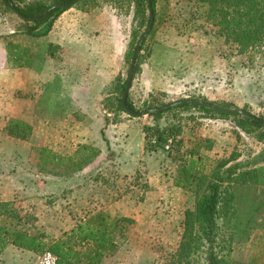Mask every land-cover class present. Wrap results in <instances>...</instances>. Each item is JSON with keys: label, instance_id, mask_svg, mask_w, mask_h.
Masks as SVG:
<instances>
[{"label": "rangeland", "instance_id": "rangeland-1", "mask_svg": "<svg viewBox=\"0 0 264 264\" xmlns=\"http://www.w3.org/2000/svg\"><path fill=\"white\" fill-rule=\"evenodd\" d=\"M22 1L49 5L53 0H11L14 7H22ZM191 5L171 1L158 9L155 31L148 33L141 46L139 70L132 81L130 102L135 111L190 100L188 97L193 96L204 97L217 106L222 104L244 110L264 121V72L254 66L258 57L251 61L244 56H234L222 39L205 34L207 24L194 18L196 10ZM71 8L80 12L96 10L106 15L112 27H108L105 35L123 42L125 52L120 77L127 78L130 61L126 59V52L132 17L113 14L109 5H72L66 11ZM19 18L11 7L0 6V37L9 32L22 34L23 19ZM32 23L29 22V26ZM108 89V97L117 96L114 83ZM126 115L121 112L109 119L116 121ZM210 120H205L195 109L186 108L166 114L157 123L161 127L179 124L187 146L205 139L221 143L225 148L228 146L238 155L237 162L243 164L254 162V157L264 149L263 129L244 127L242 130L234 122L220 118ZM205 150L203 153L211 156L216 149L211 153ZM178 156L172 153L167 172L146 174L138 168L125 178H119L118 160L109 145L101 159L95 157L91 164L97 162L89 168V164L81 165L79 157L69 160V157L46 154L39 158L36 166L35 158L29 156L25 158L28 164L24 165L30 166L26 170L29 175L22 173V207L16 200L13 208L21 217L31 215L35 218L27 224L22 220H7L5 224L31 234L43 232L58 238L79 220L96 212L130 218L133 223L128 226L126 238L118 240L117 252L105 258L102 264H163L176 252L184 213L194 206L191 192L172 187ZM257 167H264V164ZM162 178L167 180L164 185L159 181ZM238 194L248 202H264V186L240 190ZM242 211L245 216L246 211ZM243 219L245 222L247 218ZM254 221L252 225L261 227L251 230L247 236L233 232V219L219 220L216 242L225 264H264V206L254 214ZM240 234L242 239L238 240ZM0 264H40V261L35 254L9 246L0 257Z\"/></svg>", "mask_w": 264, "mask_h": 264}, {"label": "trees", "instance_id": "trees-1", "mask_svg": "<svg viewBox=\"0 0 264 264\" xmlns=\"http://www.w3.org/2000/svg\"><path fill=\"white\" fill-rule=\"evenodd\" d=\"M74 1L53 0L49 5H44L40 1L33 3L22 1V7L15 5L16 11L23 18L37 19L32 26H29V22L25 19H21L23 23L21 33L34 37L45 36L52 29L53 22L66 11L54 9L44 17L46 9L55 5H70ZM171 1L192 4L191 6L196 10L194 18L207 24L205 25L208 31L206 30L205 34L210 33L222 39L223 45L228 47L234 56H244L251 61L257 56L254 66L264 72V0H149L150 7L147 0H76L73 6L109 5L113 14L131 16L132 27L126 52V59L130 61L138 38L149 25L150 10L153 12L154 20L149 34H153L158 9ZM2 5L10 9L7 0H0V6ZM141 51L142 47L136 60L132 81L139 70ZM125 84L124 77L118 76L114 80V92L117 96L107 97L104 100L105 110L125 113L121 107ZM188 99L207 102L204 97L189 96ZM126 103L131 110L135 111V107L130 102L129 93ZM218 106L232 109L228 105L219 104ZM161 107L163 106L148 109ZM186 108L195 109L202 114L203 118L231 120L242 130L244 127L264 130V125L240 115H227L202 107L183 105L150 115L154 125L143 128L145 151L154 152L169 145L167 150L169 156L172 153L179 154L173 187L189 191L194 196V206L185 211L181 222L182 231L178 248L163 264H225V260L219 256L221 248L216 242L220 229L219 220L233 219L235 229L233 232L245 233L247 236L251 230L261 227L252 224H255L254 214L261 210L264 202L256 200L248 202L245 197L239 196L238 192L264 186V167H257L264 164V149L257 157H254V162L243 164L237 162L238 155L227 147L218 148L219 156L215 154L213 157L203 153V149L211 152L214 148V142L212 143L209 139L202 142L194 141L187 146L181 138L178 139L182 134V127L179 124L161 127L157 123L166 114ZM104 121L106 125L110 124L107 119ZM4 130L8 136L20 140H27L31 133L28 125L15 120H11ZM75 153L73 157H69V160L79 157L81 165H88L95 157H98L100 152L93 147L83 145L79 146ZM13 206L11 202H0V257L9 246H12L35 255L47 251L56 257V264H102L105 258L117 252L118 240L126 238L128 226L133 223L130 218L111 217L100 211L79 220L60 237L53 238L43 232L31 234L6 225L7 220H22L27 224L35 218L31 215L19 216ZM242 210L246 211L245 216ZM243 218H247L245 222ZM237 238L242 239V235ZM230 239L232 241L233 237Z\"/></svg>", "mask_w": 264, "mask_h": 264}, {"label": "crops", "instance_id": "crops-1", "mask_svg": "<svg viewBox=\"0 0 264 264\" xmlns=\"http://www.w3.org/2000/svg\"><path fill=\"white\" fill-rule=\"evenodd\" d=\"M111 24L96 10L71 8L45 36L9 32L0 37V202L18 200L22 207V173L29 175L30 167L24 166L25 158L33 156L37 166L42 155L73 157L83 145L97 148L98 160L109 145L118 160L119 178L130 177L138 168L146 174L166 171L168 151L144 148L143 128L154 125L153 118L126 115L114 121L109 118L119 112L104 108L108 88L122 73L125 52L121 40L105 35ZM132 89L133 82L129 98ZM11 120L30 127L27 140L7 135L4 128ZM179 138L186 140L183 132ZM217 143L211 156L225 147ZM159 181L164 185L167 180Z\"/></svg>", "mask_w": 264, "mask_h": 264}, {"label": "water", "instance_id": "water-1", "mask_svg": "<svg viewBox=\"0 0 264 264\" xmlns=\"http://www.w3.org/2000/svg\"><path fill=\"white\" fill-rule=\"evenodd\" d=\"M8 4L10 5L12 11H14V13L16 15H18L21 19H25L28 22H34L37 19H27V18H23L15 9V7L12 5L11 0H7ZM76 2V0L70 4V5H55L53 7H50L48 9H46L44 16L47 15L48 12H50L51 10L54 9H59V10H66L69 7H71L74 3ZM147 4L150 7V2L149 0H147ZM150 22L148 27L146 28V30L144 31V33L139 37L134 49H133V53H132V57L130 60V64H129V69H128V73H127V78H126V84H125V88L122 94V100H121V107L123 108V110L125 111V113H127L129 116L134 117V118H140V117H145V116H150L153 114H158V113H163L167 110L170 109H174L183 105H190V106H196V107H202L204 109L213 111V112H219V113H224L227 115H240L243 116L245 118L250 119L251 121L254 122H258L264 125V121L261 119L256 118L255 116L251 115L250 113L244 111V110H239V109H226L220 106H217L215 104L212 103H208V102H203L200 100H182V101H178V102H174L168 105H165L161 108L158 109H146L144 111L141 112H136L131 110L128 106H127V97H128V93H129V89L132 83V78H133V73H134V68L136 65V60L140 51L141 46L143 45V42L145 40V38L147 37L152 25H153V12L150 10Z\"/></svg>", "mask_w": 264, "mask_h": 264}, {"label": "built area", "instance_id": "built-area-1", "mask_svg": "<svg viewBox=\"0 0 264 264\" xmlns=\"http://www.w3.org/2000/svg\"><path fill=\"white\" fill-rule=\"evenodd\" d=\"M168 148L169 145H166L165 149L168 150ZM37 259L40 261V264H56V257L47 251L37 255Z\"/></svg>", "mask_w": 264, "mask_h": 264}, {"label": "flooded vegetation", "instance_id": "flooded-vegetation-1", "mask_svg": "<svg viewBox=\"0 0 264 264\" xmlns=\"http://www.w3.org/2000/svg\"><path fill=\"white\" fill-rule=\"evenodd\" d=\"M19 17V16H18ZM45 17V16H44ZM38 20H40V18H38Z\"/></svg>", "mask_w": 264, "mask_h": 264}]
</instances>
